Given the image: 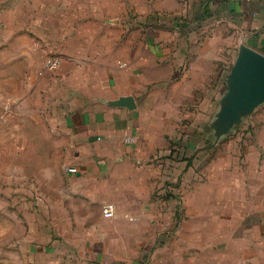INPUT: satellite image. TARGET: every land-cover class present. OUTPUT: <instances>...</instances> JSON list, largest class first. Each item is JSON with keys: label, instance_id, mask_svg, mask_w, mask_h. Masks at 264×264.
Wrapping results in <instances>:
<instances>
[{"label": "crops", "instance_id": "1", "mask_svg": "<svg viewBox=\"0 0 264 264\" xmlns=\"http://www.w3.org/2000/svg\"><path fill=\"white\" fill-rule=\"evenodd\" d=\"M168 2L0 0V123L46 125L50 154L77 170L48 196L86 264H264V140L205 198L199 132L211 149L232 134L215 141L209 124L239 46L264 55V0ZM14 138L1 154L23 155ZM1 181L21 210L22 170Z\"/></svg>", "mask_w": 264, "mask_h": 264}, {"label": "rangeland", "instance_id": "2", "mask_svg": "<svg viewBox=\"0 0 264 264\" xmlns=\"http://www.w3.org/2000/svg\"><path fill=\"white\" fill-rule=\"evenodd\" d=\"M168 1V5L171 6L172 0ZM123 18H126V15H123ZM5 124L0 123V135L5 133L0 137V149L13 147L17 132L22 137L19 141H23L24 153L22 156H15L3 155L0 152V264H86L87 255L75 251L79 249L77 247L79 243L76 242L77 246L70 248L65 245L64 236L61 233L57 235V229L61 231L64 221L53 219L55 203L51 204V198L48 196V180L51 178L54 183H60V171L61 173L67 171V167L64 166L62 158L50 154L53 141L47 139V126L45 125L43 129L42 126L35 128L27 122L22 125ZM199 127L200 149L201 151L210 149L206 151L200 163L203 186L200 189L201 196L207 198L217 183L243 178L240 171L245 176V169H239L238 165L242 159L240 154L243 157L244 154L256 157L258 145L264 140V107L255 112L251 119L231 130L232 134L227 136V140H223L212 149L207 144L209 133L205 122ZM203 132L208 136L203 137ZM229 157L232 158L230 174L226 171L228 167L225 161ZM16 165L18 175L22 170L23 177L22 186L18 187L22 190L18 197L20 200L18 206L21 210L19 207L15 208L17 206L14 199L6 197L5 194H11L10 188H6L1 181L5 175H15ZM248 178L251 179L250 176ZM222 186L218 184L217 192L226 191ZM206 206L203 208L204 211ZM56 208L59 209L56 213L63 211V200L56 204ZM75 239L79 240V237H73V241Z\"/></svg>", "mask_w": 264, "mask_h": 264}, {"label": "water", "instance_id": "3", "mask_svg": "<svg viewBox=\"0 0 264 264\" xmlns=\"http://www.w3.org/2000/svg\"><path fill=\"white\" fill-rule=\"evenodd\" d=\"M122 104L132 107L130 98ZM264 104V55L239 46L237 56L226 78V89L219 101L209 129L217 141L240 125L255 109Z\"/></svg>", "mask_w": 264, "mask_h": 264}, {"label": "built area", "instance_id": "4", "mask_svg": "<svg viewBox=\"0 0 264 264\" xmlns=\"http://www.w3.org/2000/svg\"><path fill=\"white\" fill-rule=\"evenodd\" d=\"M60 58L57 56L49 57L43 62V69L45 71H55L60 65ZM126 142L131 143L133 142V138H126ZM75 168H67V172L69 173H76ZM114 206L111 204L104 205L102 208V215L104 218H112L114 216Z\"/></svg>", "mask_w": 264, "mask_h": 264}]
</instances>
